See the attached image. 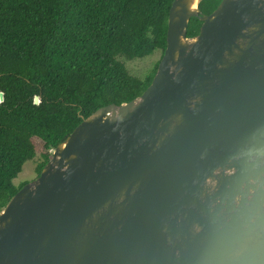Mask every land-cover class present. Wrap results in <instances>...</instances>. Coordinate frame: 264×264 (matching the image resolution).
<instances>
[{"label": "water", "instance_id": "water-1", "mask_svg": "<svg viewBox=\"0 0 264 264\" xmlns=\"http://www.w3.org/2000/svg\"><path fill=\"white\" fill-rule=\"evenodd\" d=\"M200 1H172L143 93L82 119L10 198L0 264H264V0Z\"/></svg>", "mask_w": 264, "mask_h": 264}, {"label": "trees", "instance_id": "trees-1", "mask_svg": "<svg viewBox=\"0 0 264 264\" xmlns=\"http://www.w3.org/2000/svg\"><path fill=\"white\" fill-rule=\"evenodd\" d=\"M172 1L0 0V213L28 183L12 184L26 162L39 154L38 176L82 119L143 93L160 59L137 78L119 58L162 56ZM220 1L198 8L208 15ZM200 26L191 18L187 37Z\"/></svg>", "mask_w": 264, "mask_h": 264}, {"label": "rangeland", "instance_id": "rangeland-1", "mask_svg": "<svg viewBox=\"0 0 264 264\" xmlns=\"http://www.w3.org/2000/svg\"><path fill=\"white\" fill-rule=\"evenodd\" d=\"M160 56L161 52L155 51L152 55L140 59H133L131 61H127L123 58H119V60L124 63L130 75L137 78H142L145 73H147L153 68L154 64L160 59ZM50 153H52V150L50 151ZM39 160V154H36L33 159L26 162L23 165L22 171L18 174L17 178L12 181V184L14 186H18L23 182H31L35 180V178L37 177L36 167L39 163Z\"/></svg>", "mask_w": 264, "mask_h": 264}]
</instances>
